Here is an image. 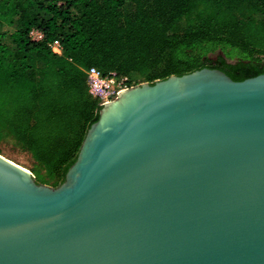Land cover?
<instances>
[{
    "label": "water",
    "instance_id": "1",
    "mask_svg": "<svg viewBox=\"0 0 264 264\" xmlns=\"http://www.w3.org/2000/svg\"><path fill=\"white\" fill-rule=\"evenodd\" d=\"M0 264H264V73L122 89L55 186L0 154Z\"/></svg>",
    "mask_w": 264,
    "mask_h": 264
},
{
    "label": "trees",
    "instance_id": "2",
    "mask_svg": "<svg viewBox=\"0 0 264 264\" xmlns=\"http://www.w3.org/2000/svg\"><path fill=\"white\" fill-rule=\"evenodd\" d=\"M0 25L15 26L10 42L0 32V141L11 137L31 154L45 169L34 170L41 183L64 180L98 119L90 66L131 84L203 67L234 80L264 73V0H0Z\"/></svg>",
    "mask_w": 264,
    "mask_h": 264
},
{
    "label": "built area",
    "instance_id": "3",
    "mask_svg": "<svg viewBox=\"0 0 264 264\" xmlns=\"http://www.w3.org/2000/svg\"><path fill=\"white\" fill-rule=\"evenodd\" d=\"M30 34L34 38H40L41 33L38 30H31ZM53 51L60 53L62 51L59 42L56 40L50 44ZM88 91L92 97L99 100L102 105L117 96L118 93L131 86L127 75L119 74L115 71L103 72L96 66H90L85 69Z\"/></svg>",
    "mask_w": 264,
    "mask_h": 264
},
{
    "label": "rangeland",
    "instance_id": "4",
    "mask_svg": "<svg viewBox=\"0 0 264 264\" xmlns=\"http://www.w3.org/2000/svg\"><path fill=\"white\" fill-rule=\"evenodd\" d=\"M122 10L127 14H132L135 10V6L131 3H126L123 5ZM15 28V26H5L0 25V32H4V37L2 38L4 42H10L9 41V33ZM183 29V22H178L172 26L173 32H180ZM131 85H134L132 83ZM115 96H113V99ZM0 154L4 155L5 157L13 160L14 162L28 168L34 176V170L38 169L39 174L41 176H45L46 172L43 167H40L36 165L34 159L32 158L31 154L23 149L17 142L12 139L11 137H6L0 141ZM59 183V177H53L51 178L46 184L50 186H55Z\"/></svg>",
    "mask_w": 264,
    "mask_h": 264
},
{
    "label": "bare ground",
    "instance_id": "5",
    "mask_svg": "<svg viewBox=\"0 0 264 264\" xmlns=\"http://www.w3.org/2000/svg\"><path fill=\"white\" fill-rule=\"evenodd\" d=\"M28 169V168H27Z\"/></svg>",
    "mask_w": 264,
    "mask_h": 264
}]
</instances>
